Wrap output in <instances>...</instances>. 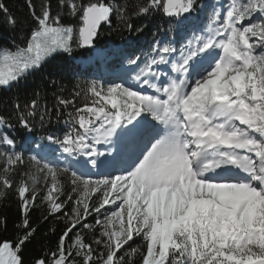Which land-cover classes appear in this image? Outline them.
Masks as SVG:
<instances>
[{
    "label": "snow or ice",
    "instance_id": "obj_1",
    "mask_svg": "<svg viewBox=\"0 0 264 264\" xmlns=\"http://www.w3.org/2000/svg\"><path fill=\"white\" fill-rule=\"evenodd\" d=\"M25 5L30 35L0 51V91L43 71L54 53L92 48L113 19L142 33L159 17L164 38L128 57L130 80L77 85L51 107L39 92L12 102L21 139L38 125L46 143H29L36 154L26 161L0 132V198L14 195L21 212L12 238L0 237V264H26L35 210L66 226L31 264H264V0L213 5L206 31L190 27L208 7L199 0H142L131 12L114 0ZM0 14L17 26L3 0ZM64 114L63 135L48 133ZM0 126L16 130L2 116ZM0 224L7 231L6 218Z\"/></svg>",
    "mask_w": 264,
    "mask_h": 264
},
{
    "label": "trees",
    "instance_id": "obj_2",
    "mask_svg": "<svg viewBox=\"0 0 264 264\" xmlns=\"http://www.w3.org/2000/svg\"><path fill=\"white\" fill-rule=\"evenodd\" d=\"M4 4L10 10L11 14L16 17L18 23L16 27H12L4 15L0 14V48L7 50H16L17 46L24 47L25 41L30 35L31 19L28 14V9L25 5V0H3ZM112 2V0H109ZM115 3L123 5L133 11L135 6L142 2V0H114ZM42 0H34L35 7L39 11ZM200 4L208 5L210 2L207 0H199ZM53 9L56 7V0H51ZM208 7L193 13L194 17H197L192 22L193 26H202L203 29H207V20L209 17ZM70 22L65 18V23ZM140 23V21H135ZM147 25L142 33L136 31L129 32L122 25H120L115 19L111 27L107 25L102 26V31L99 38L95 42L93 48H106L108 46H114L122 43L125 39H129L130 43L124 45L117 50L108 51L107 55H112L109 61L102 62L96 59L93 68L99 70V67L105 66L106 70L117 69L120 66L127 65V59L130 55L141 56L142 58L148 54L149 46L155 39H163V33L157 32V24H163V20L156 19L151 22L144 21ZM172 34H169V38ZM92 49L86 48H74L71 55L67 53H54L56 57L43 71L37 70L33 75L27 79L21 80L17 87L12 88L10 91H0V116L5 118L6 125L11 124L15 131H12L7 126H1L0 132L8 133L16 138V144L18 150L24 153L25 160L27 161L32 155L36 153L28 152L27 146L29 143L32 146L37 144L44 134V129H41L37 125L36 133L31 136L30 142H25L21 139L22 133L17 125L16 115L12 107V102L18 100L20 103L29 102L33 98L35 92L40 93V103H47L50 107L54 102L56 95L69 96L77 85H85L92 81L107 85L110 81H114L112 77H104L99 74H92L89 69L81 68L76 64L70 56L73 57H86L91 54ZM51 59V58H49ZM47 63V62H46ZM55 80L56 84L53 86L51 81ZM63 89V91H61ZM78 103L82 104V97L78 100ZM66 114L62 115L59 121L53 116L52 122L47 126L48 133H56L57 135H63L67 126L65 120ZM71 207V205H69ZM41 211L35 210L31 214V222L34 227L38 228L36 238L24 251V259L26 264H31L33 257L41 254L42 251H47L49 248L54 249L57 243L58 237L61 235L65 228V221L63 219H49L48 221H42ZM4 218L7 220V231L3 230L2 224H0V237H6L11 239L16 233L15 225L21 220V212L19 209V203L14 195H8L0 198V221ZM90 218L89 220H91ZM53 229L55 232L53 233ZM47 233V236H45ZM86 240L88 239V233L85 231ZM143 243L142 241L140 242Z\"/></svg>",
    "mask_w": 264,
    "mask_h": 264
},
{
    "label": "rangeland",
    "instance_id": "obj_3",
    "mask_svg": "<svg viewBox=\"0 0 264 264\" xmlns=\"http://www.w3.org/2000/svg\"><path fill=\"white\" fill-rule=\"evenodd\" d=\"M208 2H211L212 3V5H215V4H218V3H224L225 1L224 0H209ZM212 5L210 6V7H208V9H209V15L210 16H212L213 15V8H212ZM189 38H191V36L189 37ZM185 43H186V41H185ZM3 50H7V49H1L0 48V51H3ZM9 51H11V50H9ZM12 51H15V50H12ZM94 54H96L97 56H103L102 54H101V52H99V51H95L94 52ZM131 67H134V66H131ZM128 68H126V69H123V70H120L121 71V73H122V75L120 76V77H116L117 79H116V82H122V78H125V79H131V75H130V73L128 72V71H126ZM122 71H124V73L125 74H123V72ZM138 71V70H137ZM114 75V74H113ZM115 76H116V74H115ZM149 94H151V93H149ZM67 126V125H66ZM30 140V139H29ZM43 143H46L45 141H43V140H41V138L38 140V142H37V144L35 145V146H33V149H35V150H38L39 149V147H40V145L41 144H43ZM36 153V152H35ZM55 156L56 157H59L60 156V153L59 152H57V153H55ZM94 171V173L97 171V170H93ZM92 178L93 179H97V178H102L101 176H98V175H93L92 176ZM89 222L90 223H93L94 222V218H92L91 220H89ZM86 231V230H85ZM88 239L90 240L91 239V234L90 233H88Z\"/></svg>",
    "mask_w": 264,
    "mask_h": 264
},
{
    "label": "bare ground",
    "instance_id": "obj_4",
    "mask_svg": "<svg viewBox=\"0 0 264 264\" xmlns=\"http://www.w3.org/2000/svg\"><path fill=\"white\" fill-rule=\"evenodd\" d=\"M104 150V148H103V146H101V151H103Z\"/></svg>",
    "mask_w": 264,
    "mask_h": 264
}]
</instances>
